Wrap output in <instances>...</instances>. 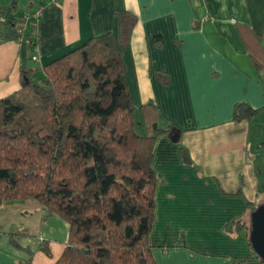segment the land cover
<instances>
[{
  "label": "crops",
  "instance_id": "obj_1",
  "mask_svg": "<svg viewBox=\"0 0 264 264\" xmlns=\"http://www.w3.org/2000/svg\"><path fill=\"white\" fill-rule=\"evenodd\" d=\"M119 11L137 17L120 48L135 132L173 124L179 133L158 135L153 147L154 260L261 264L248 229L226 225L264 204V70L249 54L258 43L264 50V0H0V97L20 88L22 70L37 78L92 35L118 41ZM240 102L258 114L235 120ZM68 235V223L32 198L0 206V264H55Z\"/></svg>",
  "mask_w": 264,
  "mask_h": 264
},
{
  "label": "trees",
  "instance_id": "obj_2",
  "mask_svg": "<svg viewBox=\"0 0 264 264\" xmlns=\"http://www.w3.org/2000/svg\"><path fill=\"white\" fill-rule=\"evenodd\" d=\"M117 17L118 41L109 31L92 35L41 66L37 78L22 70L20 88L0 97V206L32 198L68 223L55 264H157L148 240L158 180L153 147L158 135L172 138L178 129L135 132L120 48L129 45L137 17L129 11ZM249 54L264 70L259 43ZM159 76L166 83V74ZM258 112L240 102L234 119ZM180 153L190 161L185 147ZM243 228L250 231V217L226 225Z\"/></svg>",
  "mask_w": 264,
  "mask_h": 264
},
{
  "label": "water",
  "instance_id": "obj_3",
  "mask_svg": "<svg viewBox=\"0 0 264 264\" xmlns=\"http://www.w3.org/2000/svg\"><path fill=\"white\" fill-rule=\"evenodd\" d=\"M178 130L172 137L177 140ZM249 242L256 254L264 261V204H259L250 214Z\"/></svg>",
  "mask_w": 264,
  "mask_h": 264
},
{
  "label": "built area",
  "instance_id": "obj_4",
  "mask_svg": "<svg viewBox=\"0 0 264 264\" xmlns=\"http://www.w3.org/2000/svg\"><path fill=\"white\" fill-rule=\"evenodd\" d=\"M40 14H41V9H39L37 12H36V15L37 16H40ZM233 264H243L242 262H239V261H236V262H234Z\"/></svg>",
  "mask_w": 264,
  "mask_h": 264
},
{
  "label": "rangeland",
  "instance_id": "obj_5",
  "mask_svg": "<svg viewBox=\"0 0 264 264\" xmlns=\"http://www.w3.org/2000/svg\"><path fill=\"white\" fill-rule=\"evenodd\" d=\"M35 78V77H34ZM150 235V234H149Z\"/></svg>",
  "mask_w": 264,
  "mask_h": 264
}]
</instances>
